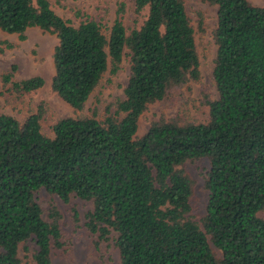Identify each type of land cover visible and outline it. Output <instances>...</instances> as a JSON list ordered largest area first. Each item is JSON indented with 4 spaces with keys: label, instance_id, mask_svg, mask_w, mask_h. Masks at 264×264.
<instances>
[{
    "label": "trees",
    "instance_id": "obj_1",
    "mask_svg": "<svg viewBox=\"0 0 264 264\" xmlns=\"http://www.w3.org/2000/svg\"><path fill=\"white\" fill-rule=\"evenodd\" d=\"M218 6L213 77L206 123L162 118L137 137L151 104L200 79L195 30L185 0H134L135 25L119 3L106 35L95 20L74 26L50 0H0V30L38 27L59 40L53 91L84 107L104 74H116L130 51L124 98L100 121L66 117L54 137L42 132L40 107L20 122L0 115V264H25L19 245L34 239L37 264L62 247L60 212L46 220L35 192L67 203H93L86 227L100 239L117 233L121 264H264V7L248 0H202ZM12 47V44H6ZM2 49V48H0ZM4 85L20 95L44 86L41 76ZM208 158L206 215H193L195 181L188 160ZM219 249L218 257L212 245Z\"/></svg>",
    "mask_w": 264,
    "mask_h": 264
},
{
    "label": "rangeland",
    "instance_id": "obj_2",
    "mask_svg": "<svg viewBox=\"0 0 264 264\" xmlns=\"http://www.w3.org/2000/svg\"><path fill=\"white\" fill-rule=\"evenodd\" d=\"M50 1L55 12L69 20L72 25L78 26L83 21L95 20L102 25L106 35L110 34L119 3L125 1L124 24L127 28L135 25L134 0ZM248 1L264 7V0ZM185 6L195 30L200 79L171 89L164 100L151 104L140 118L137 137L144 135L154 122L162 118L174 119L182 124L206 123L210 118L206 100L218 98L213 77L217 54L214 30L217 26L218 6L202 0H185ZM8 43L12 47H7ZM58 43L55 34L38 27L28 28L23 35L0 30V115H10L24 122L29 115L42 107V132L48 137H54V125L62 118H84L95 114L98 120L104 121L109 113L115 112L116 103L124 98L130 75V51L127 49L120 70L114 75L106 72L84 107L80 110L74 109L52 89V78L55 75L53 55ZM13 66H16V80L41 76L45 80L44 86L31 93H15L2 80L3 74L10 72ZM184 167L195 181L193 215L196 220L201 221L206 215L209 197L205 180L210 170V161L208 158L188 160ZM35 198L41 204L46 220H53L54 208L61 215L62 247L53 250L51 264H121L116 243L117 233L112 232L108 239L102 240L86 227V216L93 210L91 201H84L73 195L65 203L43 188L35 192ZM212 248L221 258V251L214 245ZM37 250L34 239H30L19 245L18 254L25 264H37L33 259Z\"/></svg>",
    "mask_w": 264,
    "mask_h": 264
}]
</instances>
